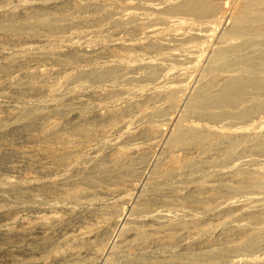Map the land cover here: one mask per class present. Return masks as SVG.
Wrapping results in <instances>:
<instances>
[{
	"label": "rangeland",
	"instance_id": "1",
	"mask_svg": "<svg viewBox=\"0 0 264 264\" xmlns=\"http://www.w3.org/2000/svg\"><path fill=\"white\" fill-rule=\"evenodd\" d=\"M0 264H264V0H0Z\"/></svg>",
	"mask_w": 264,
	"mask_h": 264
},
{
	"label": "bare ground",
	"instance_id": "2",
	"mask_svg": "<svg viewBox=\"0 0 264 264\" xmlns=\"http://www.w3.org/2000/svg\"><path fill=\"white\" fill-rule=\"evenodd\" d=\"M70 253V252H69Z\"/></svg>",
	"mask_w": 264,
	"mask_h": 264
}]
</instances>
